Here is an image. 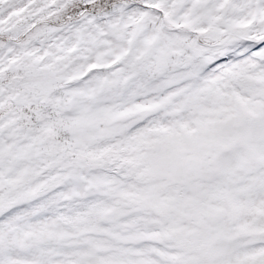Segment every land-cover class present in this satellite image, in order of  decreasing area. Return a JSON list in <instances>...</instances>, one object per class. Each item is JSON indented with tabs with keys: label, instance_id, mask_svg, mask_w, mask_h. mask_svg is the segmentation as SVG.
Instances as JSON below:
<instances>
[{
	"label": "snow or ice",
	"instance_id": "1",
	"mask_svg": "<svg viewBox=\"0 0 264 264\" xmlns=\"http://www.w3.org/2000/svg\"><path fill=\"white\" fill-rule=\"evenodd\" d=\"M0 264H264V0H0Z\"/></svg>",
	"mask_w": 264,
	"mask_h": 264
}]
</instances>
